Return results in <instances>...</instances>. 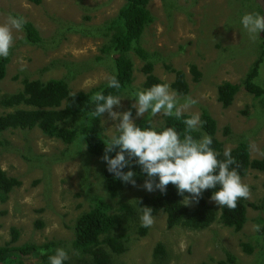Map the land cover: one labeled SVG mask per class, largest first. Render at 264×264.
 Returning a JSON list of instances; mask_svg holds the SVG:
<instances>
[{
    "label": "rangeland",
    "instance_id": "1",
    "mask_svg": "<svg viewBox=\"0 0 264 264\" xmlns=\"http://www.w3.org/2000/svg\"><path fill=\"white\" fill-rule=\"evenodd\" d=\"M123 4L124 0H41L40 4L0 0V23L9 15H20L41 36V42L33 44L26 41L24 30L14 32L10 62L0 83V100L21 91L25 79H63L72 93H88L108 83L114 75L115 56L102 49L109 42L107 28ZM148 7L154 20L140 45L149 54L154 74L164 83L171 86L174 71L186 74L190 85L186 96L198 103L185 115L199 113L201 118L207 111L217 122V137L224 150L248 141L251 158L264 159V112L260 102L244 88L228 108L218 100V86L223 82L242 84L261 55L262 33L253 41L240 22L246 13L263 15L261 0H152ZM129 57L134 63V80L120 95L122 107L114 106L113 110L131 109L135 123L149 118L160 129L166 116L153 118L149 113L137 118L136 109L131 107L135 102L131 95L146 89V76L145 62L134 51ZM21 60L26 65L23 71ZM193 65L202 74L199 81L191 73ZM255 82L264 88V57ZM186 96L177 95L181 103ZM4 112L0 105V113ZM101 122L109 139L118 133L114 126L118 121L111 120L107 112ZM0 142V168L22 182L6 202L0 200L1 246L12 241V230L16 229L19 239L15 246L54 243L55 251L63 248L68 253L66 261L79 264L72 247L75 223L96 200L102 198L118 209L121 203L134 204L141 195L157 191L144 190L139 187L144 180H138L137 186L129 185L118 198H110L101 176L103 161L86 151L81 138L67 144L36 128L7 131L0 135ZM242 181L249 185L251 198L241 199L247 205V222L240 231L219 222L204 230L170 229L167 215L160 212L142 235L137 232L140 215L132 224L126 252L114 256L113 263L264 264V238L254 230L264 221V172L250 170ZM188 205L193 207L194 203ZM159 245L164 254H156Z\"/></svg>",
    "mask_w": 264,
    "mask_h": 264
},
{
    "label": "trees",
    "instance_id": "2",
    "mask_svg": "<svg viewBox=\"0 0 264 264\" xmlns=\"http://www.w3.org/2000/svg\"><path fill=\"white\" fill-rule=\"evenodd\" d=\"M31 1L41 3V0ZM151 1L124 0L117 18L107 28L109 42L102 51L115 56L113 76L121 84L119 90L109 88L106 83L88 93H72L68 82L63 79H51L47 82L25 79L21 91L5 95L0 100V105L5 110L4 113H0V135L11 130L38 128L45 135L60 139L67 144L81 138L90 155L102 157L105 149L104 142L110 139L103 132L101 117L92 115L96 107L91 99L92 96L97 92L120 96L131 86L134 80V63L129 57L131 51H134L145 62L143 73L146 76L144 83L146 89L153 84L164 83L154 74V66L149 62V54L140 45L146 28L154 20L148 7ZM261 3L264 15V0H261ZM16 17L23 18L20 15ZM23 30L28 43L41 42L40 33L31 22L26 21ZM261 36L263 40L261 55L247 73L243 83L223 82L218 86V100L224 108L230 107L236 95L244 88L260 102L264 112V88L255 82L264 57V33ZM9 62L8 57L0 58V83L6 76ZM191 73L194 80L199 81L202 74L197 66L191 67ZM174 74L175 79L171 83V89L178 96H186L190 91L186 74L183 71H174ZM188 117L184 115L178 120L174 116H166L162 128L156 130L162 131L166 127H173L183 136L185 129L183 120ZM200 119L202 126L192 135L196 139L202 138L205 134L210 136L213 140V149L220 153L218 158L223 160L225 158L224 148L223 143L217 137L216 120L207 111L202 112ZM149 120V118H144L136 124L145 127ZM1 144L0 142V147ZM250 149L248 141H241L231 150V155L238 165V167L237 165L232 167L237 168L242 179L248 175L250 170L264 172V159H252ZM116 151L119 149L117 148ZM115 154L116 152L109 153L110 157H114ZM128 170L129 168L124 169V171ZM131 170L136 173V181H145L146 175L142 173L139 165L134 164ZM101 176L105 189L112 199L118 198L123 189L131 185L121 182L114 177V174L109 173L106 162H103L101 167ZM21 185L22 182L19 179L10 177L0 168V200L2 202H6L10 194ZM215 190L218 188L204 191L198 202L191 200L194 203L193 207L185 205L184 197L178 195L177 189L171 184L168 185L166 194L157 190L153 194L141 195L142 197L134 204L121 203L118 209H114L102 198L96 200L91 209L79 216L75 223V239L72 247L78 254V263L114 264V256L126 252L130 232L133 231L132 224L138 216L142 215L140 208L145 206L153 209V216L160 212L165 213L170 229L186 227L192 230H204L215 222H219L225 227L240 231L247 222V205L243 200H239L235 210L227 207L215 208L210 203V197ZM185 195L189 194L185 193ZM259 226L260 231L257 233L264 238V221ZM146 229L140 226L137 232L145 235ZM18 239L19 232L13 229L12 241L3 246L0 245V264H35L37 261L39 264H49V257L55 254L54 243L15 246ZM245 249L251 252L249 246H245ZM164 253L163 246L159 245L156 254ZM64 264H70V262L65 261Z\"/></svg>",
    "mask_w": 264,
    "mask_h": 264
},
{
    "label": "clouds",
    "instance_id": "3",
    "mask_svg": "<svg viewBox=\"0 0 264 264\" xmlns=\"http://www.w3.org/2000/svg\"><path fill=\"white\" fill-rule=\"evenodd\" d=\"M243 29L247 31L249 38L255 41L261 33H264V15L260 13H246L240 20ZM26 21L9 15L4 23H0V58H7L14 45V32L23 30ZM21 71L26 67L21 60ZM108 87L119 90L120 82L113 76L108 80ZM135 102L132 108L136 109V117H145L149 114L155 118L164 115L181 119L189 110L198 103L191 96L180 98L170 89L167 83L153 84L148 89H141L131 95ZM96 104L92 115L102 117L106 112L111 120L118 121L114 126L119 135H112L110 140L104 142V155L101 157L106 162L107 171L114 174L125 184L137 186L136 173L131 167L139 165L146 179L142 187L148 192L159 190L166 194L169 184L173 185L178 195L183 196L186 203L198 200L203 192L208 189L215 190L210 197L221 208L227 207L235 210L241 199L251 198L249 185L242 181L237 168V161L231 155L230 149H225L223 160L219 159L220 153L213 147V140L207 134L196 139L192 135L202 126L199 113H191L183 120L185 125L183 136L173 127H166L157 131L153 120H149L147 126H138L132 110L114 111V106L122 107L121 97L103 92H97L92 96ZM119 151H116V149ZM116 152L114 157L109 153ZM238 167V165H237ZM129 168L128 171H124ZM158 178V182H157ZM188 193L189 195H185ZM141 226L149 228L154 225L155 217L151 207H141ZM260 231V226L254 227ZM69 259L68 253L63 248H58L54 255L49 257V264H64Z\"/></svg>",
    "mask_w": 264,
    "mask_h": 264
}]
</instances>
